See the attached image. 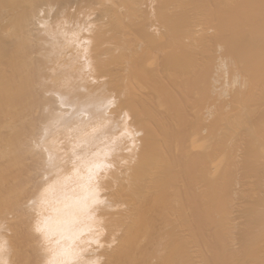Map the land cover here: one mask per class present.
I'll return each instance as SVG.
<instances>
[{
	"label": "bare ground",
	"instance_id": "1",
	"mask_svg": "<svg viewBox=\"0 0 264 264\" xmlns=\"http://www.w3.org/2000/svg\"><path fill=\"white\" fill-rule=\"evenodd\" d=\"M143 2L0 0V264H264V0Z\"/></svg>",
	"mask_w": 264,
	"mask_h": 264
},
{
	"label": "rangeland",
	"instance_id": "2",
	"mask_svg": "<svg viewBox=\"0 0 264 264\" xmlns=\"http://www.w3.org/2000/svg\"><path fill=\"white\" fill-rule=\"evenodd\" d=\"M152 1H153V0H151V2L149 3V0H144V2H145V3H146V2H148V3H149V5H150L151 3L153 4V2H152ZM144 2H143V3H144ZM154 2H155V1H154ZM145 3H144V4H145ZM148 3H147V4H148ZM144 4H142V5H143L142 7H144V8H145ZM147 4H146V5H147ZM149 5H148V6H149ZM146 7H147V6H146ZM150 7H152V5H150ZM144 8H143V9H144ZM147 8H148V7H147ZM147 8H146V10H147ZM149 9H150V8H149ZM149 9H148V11H149Z\"/></svg>",
	"mask_w": 264,
	"mask_h": 264
}]
</instances>
